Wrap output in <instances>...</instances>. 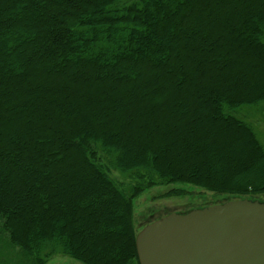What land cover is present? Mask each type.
Segmentation results:
<instances>
[{
	"label": "trees",
	"instance_id": "16d2710c",
	"mask_svg": "<svg viewBox=\"0 0 264 264\" xmlns=\"http://www.w3.org/2000/svg\"><path fill=\"white\" fill-rule=\"evenodd\" d=\"M260 103L264 0H0L1 231L29 264H140L146 190L264 193L234 115Z\"/></svg>",
	"mask_w": 264,
	"mask_h": 264
},
{
	"label": "water",
	"instance_id": "95a60500",
	"mask_svg": "<svg viewBox=\"0 0 264 264\" xmlns=\"http://www.w3.org/2000/svg\"><path fill=\"white\" fill-rule=\"evenodd\" d=\"M136 247L140 264H264V202L169 214L141 230Z\"/></svg>",
	"mask_w": 264,
	"mask_h": 264
},
{
	"label": "rangeland",
	"instance_id": "374dc122",
	"mask_svg": "<svg viewBox=\"0 0 264 264\" xmlns=\"http://www.w3.org/2000/svg\"><path fill=\"white\" fill-rule=\"evenodd\" d=\"M234 114V113H233ZM251 125L264 146V103L243 106L235 114ZM112 176L121 181V176L112 171ZM172 190H184L183 196H167ZM234 199H250L264 202V193L234 196L217 194L193 185L175 183L155 186L146 190L134 200L133 221L137 234L147 225L169 214H186L196 209H203L212 205L222 204ZM0 264H29L22 252L13 246L1 231L0 223ZM47 264H83L67 256H55Z\"/></svg>",
	"mask_w": 264,
	"mask_h": 264
}]
</instances>
